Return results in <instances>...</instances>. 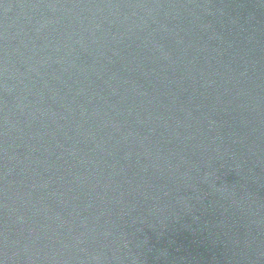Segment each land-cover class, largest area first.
Segmentation results:
<instances>
[{
  "label": "water",
  "instance_id": "95a60500",
  "mask_svg": "<svg viewBox=\"0 0 264 264\" xmlns=\"http://www.w3.org/2000/svg\"><path fill=\"white\" fill-rule=\"evenodd\" d=\"M0 264H264V0H0Z\"/></svg>",
  "mask_w": 264,
  "mask_h": 264
}]
</instances>
